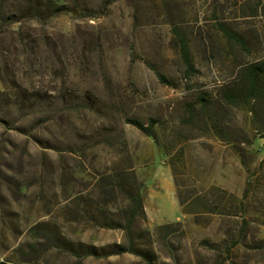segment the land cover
<instances>
[{"label": "rangeland", "instance_id": "1", "mask_svg": "<svg viewBox=\"0 0 264 264\" xmlns=\"http://www.w3.org/2000/svg\"><path fill=\"white\" fill-rule=\"evenodd\" d=\"M261 2L116 0L95 19L78 11L43 21L0 17V262L264 264V100L229 105L222 96L239 84L242 67L264 61ZM221 26L241 34L244 47L229 44ZM174 28L187 41L190 78ZM61 89L90 92L102 110L51 117L13 105L22 91ZM201 93L210 103L190 121L185 108ZM127 117L156 119L159 144ZM110 125L122 127L125 147L60 148ZM180 150L175 184L167 160ZM118 174L136 179L142 198L145 218L130 234L119 228L127 227L129 201L104 185H116ZM211 187L243 197V206ZM130 245L137 254L86 253Z\"/></svg>", "mask_w": 264, "mask_h": 264}, {"label": "trees", "instance_id": "2", "mask_svg": "<svg viewBox=\"0 0 264 264\" xmlns=\"http://www.w3.org/2000/svg\"><path fill=\"white\" fill-rule=\"evenodd\" d=\"M75 3L71 6L67 0H0V17L4 20L11 22H18L21 19H33L43 21L48 18L54 17L60 14H67L71 12H81L84 17L89 19H95L100 14L105 12L106 9L116 0H71ZM263 2V1H262ZM260 3L262 8V15L264 16V3ZM220 31L223 33L225 39L229 44H234L236 47L243 48L245 45V38L238 32L230 31L228 28H223ZM175 35L178 36V48L179 54L184 65V73L186 78L193 76L196 71L192 62L190 51L187 45L186 39L178 32L177 28L173 29ZM52 53V52H51ZM52 59H57L56 55L52 53ZM157 77L161 83L166 85H172V82L168 80L164 75L157 73ZM223 100L226 104H235L237 102L249 100L255 102H261L264 100V61L248 64L241 68L240 82L235 88L229 87L222 92ZM14 107L17 112H23L25 110H38L45 115L55 116L61 113L73 111V110H86L92 113H99L102 110L101 105L97 102L94 95L90 92L76 93L70 92L64 89L57 91L55 94L48 95L40 92H25L22 91L14 96ZM209 100L205 94H198L191 98L185 108L187 118L190 121H195L196 113L204 110L209 104ZM124 123L129 124L139 130L145 136L152 138L157 144L158 135L156 131L157 120L150 118L146 124L140 119L127 117L124 119ZM120 131V132H119ZM117 133H119L117 135ZM78 135H75L77 137ZM115 142L122 146H126V140L122 135V127L118 128L116 125H110L93 131L91 134L79 135L74 141L70 143H61L62 150L68 152H83L87 148L104 145V146H115ZM59 145H51L52 149L57 150ZM63 146V147H62ZM50 147V148H51ZM123 154H127L126 149H122ZM164 156H168L166 151H163ZM183 151L180 150L174 159H168L167 164L169 165L173 177V181L178 183L177 175L178 169L177 164L183 165ZM120 174V173H119ZM116 175L113 181L105 180V187L116 189L125 199L129 201L128 208L124 211V218L127 221V227H119L126 230L128 234L131 232V227L134 224L135 219L145 218L142 198L140 190H138L136 179L131 183V177H125ZM132 176V174H131ZM136 186V187H133ZM179 187V186H178ZM219 192L223 197H227L238 201V207L243 206L242 199L236 198L233 194L222 191L217 187H211L210 192ZM245 196L247 193L244 194ZM176 198L183 214H190L191 212L185 208L184 199L182 198L180 191L176 190ZM232 207V206H231ZM103 222V221H102ZM106 222L111 226L114 222L107 220ZM181 227V223L176 222L174 224H167L161 226L162 230H171V227ZM167 231V232H168ZM137 250L132 245L128 247H118L114 251L107 252L104 249L94 250L93 248L86 249V253L89 255H95L98 257H106L110 255H119L126 252L137 254ZM99 251V252H98ZM144 254L145 258H149L147 253ZM0 264H6L0 262ZM149 264H152L151 262Z\"/></svg>", "mask_w": 264, "mask_h": 264}]
</instances>
